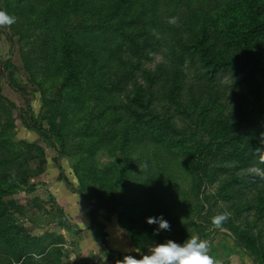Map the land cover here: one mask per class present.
I'll use <instances>...</instances> for the list:
<instances>
[{"label":"rangeland","instance_id":"374dc122","mask_svg":"<svg viewBox=\"0 0 264 264\" xmlns=\"http://www.w3.org/2000/svg\"><path fill=\"white\" fill-rule=\"evenodd\" d=\"M3 2L0 10L5 11ZM27 2L9 0L12 12L7 13L16 23L0 26V211L10 215L8 244L0 236V264H121L108 257L100 242L123 258L147 253L165 239L205 240L218 234L235 242L239 238L246 254L253 245L264 255V184L247 185V174L257 170L211 158L217 123L245 134L259 97H249L254 106L247 107L213 98L199 103L187 85L196 72L188 60L177 59L183 42L203 31L212 36L215 25L227 19L226 9L239 0H78L79 10L106 16L105 27L91 31L77 28L79 15L64 18L62 0ZM257 6L264 13V0H257ZM40 15L43 22H38ZM172 17L178 18L176 25L168 23ZM134 42L144 48L140 64L149 71L137 73L146 88L145 110L177 143L175 148L145 140L119 145L108 114L92 119L88 128L83 120L77 124L83 112L108 102L110 94L116 95L111 108L133 96L136 84L126 73L139 59L133 57L138 50L131 47ZM70 43L75 55L84 58L90 44L98 57L91 72L81 68V84L72 94L62 86L64 71L57 70L60 48ZM235 58L255 68L249 58ZM260 60L264 63V46ZM45 73L51 79L45 83L47 103L38 84ZM9 74L28 98L29 113L25 97L10 86ZM52 118L62 125L64 141H51L30 122L48 130ZM91 128L104 134L103 146L92 145V136L85 133L92 134ZM58 158L71 186L59 178ZM80 191L93 200V229L90 206ZM223 213L229 218L216 227L212 219ZM149 216H163L171 229L148 224ZM20 245L29 246L28 253L17 261Z\"/></svg>","mask_w":264,"mask_h":264},{"label":"trees","instance_id":"16d2710c","mask_svg":"<svg viewBox=\"0 0 264 264\" xmlns=\"http://www.w3.org/2000/svg\"><path fill=\"white\" fill-rule=\"evenodd\" d=\"M9 0H4L5 12H12L8 6ZM14 2H23V0H13ZM64 2V18L68 20L69 15L74 13L79 15L77 28L91 31L93 29L104 28V21L106 16L102 17L93 11H81L78 7V0H62ZM98 1V0H94ZM26 4L28 3L25 0ZM227 19H224L221 25H215L212 36L209 31L199 33L200 36H193L190 41L183 42L182 53L177 57L180 63L188 60L196 72V79L188 83L189 92L193 97L198 98L199 103L206 102L213 98L215 101L222 102L229 100L231 102L245 103V106L252 105L248 98L251 97L255 101L259 97L258 110L254 111V117L247 116L246 123L247 130L245 134H239L233 130L232 126L226 122H218L217 127L213 130V140L216 141L215 147L212 150V161L231 162L236 164L240 170L256 169L257 173L247 174L248 187H255L264 184V164L259 163V154H264V63L260 60V55L263 52L264 46V13L258 9L257 0H239L237 4H231L226 9ZM11 15V14H10ZM42 15V14H41ZM41 15L38 22L42 21L45 16ZM221 17V15H220ZM198 18V16H196ZM191 22V21H190ZM42 24V23H41ZM198 24V21H197ZM214 26V27H215ZM48 29L45 27L44 30ZM115 28L113 27L112 30ZM68 32H66L67 34ZM6 37L11 45L13 40L9 35ZM140 46V45H139ZM136 42L131 47L137 50L139 58L131 70H127V77L133 84H136L135 93L131 98L124 97L118 100L122 104H116L111 108L109 101L115 94H110L108 102L105 100L102 105H94L92 109L83 112L79 121L83 120V126H90L92 119H97L100 115L108 114L112 117L113 126L111 127L113 133L119 137V145L128 146V144H136L142 141H149L155 146L165 147L167 149L175 148L176 142L169 137L164 127H159L152 122L148 117L144 105L145 87L138 81V72H142L144 76L147 69L141 66L140 60L143 59L142 48ZM75 44L70 43L63 45L60 48V56L57 70L64 71V81L62 86L66 87L67 93L72 94L76 91L78 84H81L80 71L85 68L87 73L95 69V64L98 61L95 49L90 44L87 45V52L84 53V58L80 55H75ZM141 53V54H140ZM242 55L244 58H249L256 63L255 68H250L247 61L239 62L235 58L237 55ZM45 72V71H44ZM59 72V73H60ZM46 75V73H45ZM42 74L43 82H38L40 91L42 92L44 103L49 101L50 93H47L45 83H49L51 79ZM87 78H90L89 76ZM226 78V79H225ZM225 79L224 82H222ZM9 84L17 92L22 93L25 97L30 112L29 100L25 96L24 91L17 88L9 74ZM87 84V83H86ZM90 85V84H89ZM88 86V85H87ZM93 86V85H92ZM88 86V88H92ZM230 94L226 96V92ZM119 99V96H117ZM251 107V106H250ZM118 108L120 112H118ZM58 112L59 109H58ZM64 114V110L60 112ZM87 118H86V116ZM49 121L50 127L45 130L42 126L36 123L32 126L36 128L42 135L51 141L54 138L63 140V133H61L62 125L57 124L54 118ZM79 122V123H78ZM109 121L108 123H110ZM62 123V122H61ZM90 123V124H89ZM118 130V131H117ZM91 131L92 128H91ZM88 136H92L93 146L99 148L104 145V134L96 131L92 134L85 132ZM31 147V146H29ZM183 153L185 150H182ZM59 158L57 165L59 169V178L64 180L66 184L71 186L69 181L64 177L63 169L60 165ZM86 201L88 202L90 227L96 224V216L94 211L93 200L80 191ZM1 196V195H0ZM1 200V199H0ZM10 220V215L6 211H0V236L7 242V225ZM95 237V236H94ZM239 238L236 239V243ZM239 243H237L238 245ZM103 250L108 254L109 258L123 259L119 254L111 251L108 246L100 242ZM240 246L243 243L240 242ZM29 247V246H28ZM28 247L20 245L19 252L15 254L17 261L26 255ZM248 254L254 261V264H264V255L259 248L250 246Z\"/></svg>","mask_w":264,"mask_h":264},{"label":"clouds","instance_id":"9594fccd","mask_svg":"<svg viewBox=\"0 0 264 264\" xmlns=\"http://www.w3.org/2000/svg\"><path fill=\"white\" fill-rule=\"evenodd\" d=\"M16 23V17L0 10V26H11ZM169 24L176 25L177 17L169 18ZM259 163L264 164V154H259ZM227 213L218 214L212 219L216 227H220L228 220ZM148 224H158L159 229L169 231L171 226L163 216L146 217ZM158 234V233H157ZM138 255H125L121 264H214L209 255V244L199 237H188L186 240L177 242L165 239L154 242L150 251L144 253L142 250L136 252Z\"/></svg>","mask_w":264,"mask_h":264},{"label":"crops","instance_id":"0c3cea01","mask_svg":"<svg viewBox=\"0 0 264 264\" xmlns=\"http://www.w3.org/2000/svg\"><path fill=\"white\" fill-rule=\"evenodd\" d=\"M214 264H254L253 259L227 234L206 238Z\"/></svg>","mask_w":264,"mask_h":264}]
</instances>
